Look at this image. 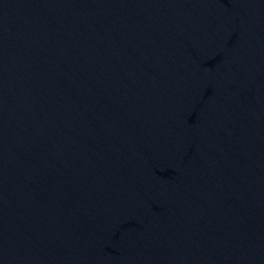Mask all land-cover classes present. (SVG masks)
Segmentation results:
<instances>
[{
	"label": "water",
	"instance_id": "obj_1",
	"mask_svg": "<svg viewBox=\"0 0 264 264\" xmlns=\"http://www.w3.org/2000/svg\"><path fill=\"white\" fill-rule=\"evenodd\" d=\"M0 264H264V0H0Z\"/></svg>",
	"mask_w": 264,
	"mask_h": 264
}]
</instances>
